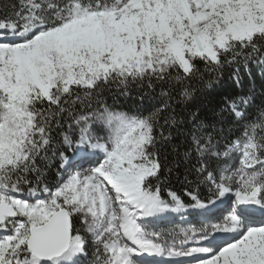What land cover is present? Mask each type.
Here are the masks:
<instances>
[{
  "label": "snow or ice",
  "instance_id": "1",
  "mask_svg": "<svg viewBox=\"0 0 264 264\" xmlns=\"http://www.w3.org/2000/svg\"><path fill=\"white\" fill-rule=\"evenodd\" d=\"M251 59L264 67V0L0 4V264H81L90 248L94 264H264V112L250 119L245 97L224 99L214 123L190 112L173 147L207 194L186 190V202L162 179L165 129L184 123L173 91L188 102L217 82L201 65L220 74ZM134 83L160 87L162 106L144 115L104 104L108 85L127 95ZM50 160L61 173L51 186ZM189 210L199 229L147 230Z\"/></svg>",
  "mask_w": 264,
  "mask_h": 264
},
{
  "label": "trees",
  "instance_id": "2",
  "mask_svg": "<svg viewBox=\"0 0 264 264\" xmlns=\"http://www.w3.org/2000/svg\"><path fill=\"white\" fill-rule=\"evenodd\" d=\"M8 3H16L17 6H19L20 0H0V4ZM200 67L204 73L205 81L212 79L217 82L214 84L213 88H202L197 85V92L194 98L188 102L178 101V88L175 89L173 91V101H175L173 107L178 113V118L183 120L184 123L172 128H166L164 132L165 136H167L168 132L171 131L172 138L163 148L164 168L162 171V179L167 181V187L178 191L186 202H188V198L184 196L186 190L190 191L192 188H196L197 192L207 194V188L204 185L197 186L192 183L194 176L188 174L187 165L181 162L180 157L177 155V152L173 147L175 145H182L185 142V133L188 127H190L187 123V118L190 112L199 110L203 118L206 120H212L214 123V113L219 112L220 108L223 107L221 102L229 97H245L249 100V104L245 106L244 110H246L250 119L256 120L260 113L264 112V67H261L256 59H251L246 62L241 61V63L235 65H226L221 70L220 74L205 69L203 65ZM236 70H238L239 83H237V80L235 79L237 76ZM167 90L168 89L166 88L164 89V91ZM160 92V87L149 89L146 86L134 83L129 85L127 95H124L122 94L121 89L115 84H112L104 89L101 98L104 101V104L114 110L147 115L162 106L164 98L160 95ZM141 97H143V99H141ZM102 106L103 105L98 106L93 104L92 108L96 109L97 107ZM74 115H88V109L78 107ZM163 115H166V113H162V116ZM224 118L229 122L222 124L221 127L224 128L227 133H230L233 139H236L242 134V129L228 114H225ZM62 123L64 125L63 128L57 129L54 127V142L62 140L61 133L67 131V124L71 123V120L65 116L62 118ZM161 123H163V120H161ZM208 131L211 132L212 130L208 129ZM179 150L182 152L184 149L180 148ZM41 166L43 167V165ZM44 174L49 186L58 182L61 178V173L54 160L47 162V167L44 168ZM186 176L188 182H185ZM189 222L188 227L193 228V225H197V222H201V220H197L196 217H190ZM146 227L148 231H156L161 234H165L166 231L168 233H180L177 232V229L179 228H173L171 224L154 225L150 223ZM174 229L176 231H174ZM88 251L89 254L81 258V264H93L94 249L90 248Z\"/></svg>",
  "mask_w": 264,
  "mask_h": 264
},
{
  "label": "rangeland",
  "instance_id": "3",
  "mask_svg": "<svg viewBox=\"0 0 264 264\" xmlns=\"http://www.w3.org/2000/svg\"><path fill=\"white\" fill-rule=\"evenodd\" d=\"M102 155V154H101ZM227 204L225 205V206H223V208H219L218 209V211L220 212V213H222L223 215H227L228 213H227V208H228V202H226ZM179 214H184V213H174V215L177 217V215H179ZM196 217H199V218H197L198 220H202L203 218H201L200 216H198L197 214H196ZM179 220V219H178ZM176 220L173 218V220H171V222H173V224H171V226L173 227V228H179V229H177L178 231L177 232H181L182 230H187V229H192V228H189L188 226H189V221L188 222H186L185 224H177V222H175ZM180 221V220H179ZM149 222H151V221H148L147 222V224L149 223ZM213 223H216V222H218V221H216V220H213L212 221ZM198 224L197 225H193L194 227L193 228H195V229H199L200 227H201V222H197ZM146 224V225H147ZM154 225H160L161 223L160 222H156V223H153ZM169 231V230H168ZM174 231H176L175 229H174ZM167 234H170V233H168L167 231H166V233H165V235H167ZM89 260H91V259H89ZM89 262V261H88ZM87 262V263H88ZM93 264H94V262H93Z\"/></svg>",
  "mask_w": 264,
  "mask_h": 264
},
{
  "label": "bare ground",
  "instance_id": "4",
  "mask_svg": "<svg viewBox=\"0 0 264 264\" xmlns=\"http://www.w3.org/2000/svg\"><path fill=\"white\" fill-rule=\"evenodd\" d=\"M158 260L160 259V258H157ZM168 258L167 257H165V258H163V260H167ZM163 262V261H162Z\"/></svg>",
  "mask_w": 264,
  "mask_h": 264
}]
</instances>
